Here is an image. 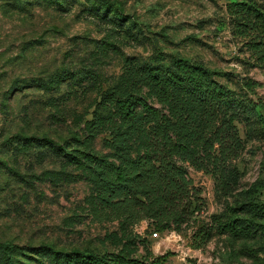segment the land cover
Listing matches in <instances>:
<instances>
[{
  "label": "rangeland",
  "instance_id": "obj_1",
  "mask_svg": "<svg viewBox=\"0 0 264 264\" xmlns=\"http://www.w3.org/2000/svg\"><path fill=\"white\" fill-rule=\"evenodd\" d=\"M233 1L264 12V0H0V242L68 252L122 250L137 260L167 256L165 264H264V112L258 106L264 105V63L249 49L250 39L235 33L236 17L228 11ZM177 58L205 66L263 113L259 121H237L243 148L228 163L234 180L229 196L219 193L210 172L175 159L201 198L200 210L180 229L157 231L149 218L127 224L94 210L95 185L83 177L86 169L52 148H18L24 136L60 147L89 145L114 162L138 157L146 131L115 152L106 141L120 117L95 136L86 122L103 93L127 81L128 60L171 69ZM79 72L90 77L71 78ZM62 75L67 78L57 80ZM141 94L168 111L148 87ZM234 221L235 231L224 229ZM35 258L23 260L66 264Z\"/></svg>",
  "mask_w": 264,
  "mask_h": 264
},
{
  "label": "trees",
  "instance_id": "obj_2",
  "mask_svg": "<svg viewBox=\"0 0 264 264\" xmlns=\"http://www.w3.org/2000/svg\"><path fill=\"white\" fill-rule=\"evenodd\" d=\"M228 11L236 17L235 33L250 39L249 49L264 63V30L258 31L261 26L264 28V12L255 4L240 1L230 2ZM126 66L127 81L103 93L86 126L89 136H95L107 121L118 115L121 122H115L111 138L106 141L108 147L115 152L125 151L136 135L146 131L141 155L114 162L95 153L89 145L84 150L70 148V145L60 147L48 138L24 136H18V148H52L68 164L86 169L83 177L95 185L90 198L94 210L122 218L127 224L149 218L157 231L180 229L200 210L201 198L175 159L181 158L210 172L219 193L229 196L234 180L228 163L237 158L243 148L237 121L242 118L259 121L263 113L257 108L264 112V105L257 106L247 97L237 96L215 80L208 68L182 58H177L171 69L135 66L129 60ZM88 77V72L71 76L81 82ZM66 78L62 75L57 80ZM57 80L52 81L53 85ZM253 83L248 81L245 85L252 87ZM143 87H148L168 111L149 103L141 94ZM111 109L112 114L104 115ZM147 122L150 124L145 129ZM224 229L235 231L236 222L224 224ZM207 236L208 232H204L203 241ZM32 254L36 255L35 259L52 256L56 262L66 264H165L167 259L160 256L137 260L122 250L68 252L0 242V264H28L23 258H30Z\"/></svg>",
  "mask_w": 264,
  "mask_h": 264
}]
</instances>
